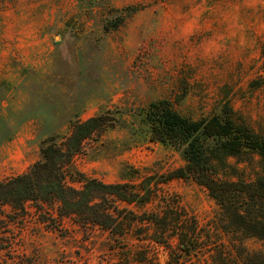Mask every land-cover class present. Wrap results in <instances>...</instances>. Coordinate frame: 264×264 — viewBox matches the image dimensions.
Here are the masks:
<instances>
[{
	"label": "rangeland",
	"instance_id": "rangeland-1",
	"mask_svg": "<svg viewBox=\"0 0 264 264\" xmlns=\"http://www.w3.org/2000/svg\"><path fill=\"white\" fill-rule=\"evenodd\" d=\"M120 9H128L123 23L104 33V21ZM263 47L264 0H0V116L18 123L12 139L0 142V181L41 160L45 138L59 144L75 121L106 111L117 124L84 142L72 159L74 171L116 183L130 168L142 176L182 166L170 146L144 138L145 126L129 134L158 100L191 119L215 114L227 102L246 126L264 134ZM237 168L246 181L259 172L255 160ZM167 188L200 226L213 231L223 223L203 187L174 180ZM1 209L0 237L12 246L0 250V264L120 261L113 249L119 244L106 231L58 219L56 204ZM242 244L264 254V240ZM200 258L205 264L206 256ZM167 260L159 249L145 264Z\"/></svg>",
	"mask_w": 264,
	"mask_h": 264
},
{
	"label": "trees",
	"instance_id": "trees-1",
	"mask_svg": "<svg viewBox=\"0 0 264 264\" xmlns=\"http://www.w3.org/2000/svg\"><path fill=\"white\" fill-rule=\"evenodd\" d=\"M127 10L114 11L104 21L103 32L118 28ZM3 97L0 85V102ZM117 120L106 111L75 121L69 136L59 144L56 137L45 138L41 160L26 173L0 181V215L3 206L15 212L23 210L26 202L38 209L56 204L58 219L70 218L82 227L98 226L106 231L119 244L113 247L120 257L118 264H145L159 249L167 252L166 264H186L193 258L200 264L202 256H206L205 264H264V254L242 244L243 239L264 240V134L246 126L227 102L215 114L191 119L168 101L158 100L146 106L138 124L128 128L129 134L137 136L134 127L145 126L144 138L170 146L182 158V166L142 176L130 168L131 175L116 183L74 171L72 159L84 142L115 126ZM1 125L0 142L11 140L18 123L0 116ZM254 160L259 172L246 181L238 175L237 166ZM174 180L192 181L206 189L223 223L213 231L200 226L180 197L168 190ZM51 220L56 223V218ZM219 231L227 245L221 242ZM0 241V250L9 252L12 242L6 236ZM128 241L134 243L128 245Z\"/></svg>",
	"mask_w": 264,
	"mask_h": 264
}]
</instances>
